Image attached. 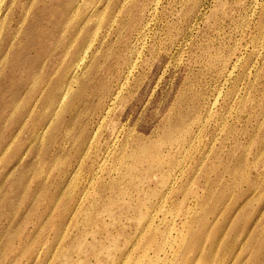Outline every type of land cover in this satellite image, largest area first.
Masks as SVG:
<instances>
[{
	"label": "rangeland",
	"instance_id": "1",
	"mask_svg": "<svg viewBox=\"0 0 264 264\" xmlns=\"http://www.w3.org/2000/svg\"><path fill=\"white\" fill-rule=\"evenodd\" d=\"M97 1L1 4L0 264H264V0Z\"/></svg>",
	"mask_w": 264,
	"mask_h": 264
},
{
	"label": "bare ground",
	"instance_id": "2",
	"mask_svg": "<svg viewBox=\"0 0 264 264\" xmlns=\"http://www.w3.org/2000/svg\"><path fill=\"white\" fill-rule=\"evenodd\" d=\"M3 1L4 0H0V7H1V4L3 3ZM75 1H77V0H75ZM94 0H82V3H76L75 5H73V6H75L74 8V12L75 11H77L78 9H80V7L83 5L84 7L86 6H88L89 4H90V2H93ZM99 1V0H98ZM97 1V2H98ZM100 2V1H99ZM31 3V2H30ZM75 3V2H74ZM29 6V5H28ZM72 6V7H73ZM29 8V7H28ZM59 8H60V6H59ZM25 16V15H24ZM70 17V16H69ZM23 19V18H22ZM59 19H61V18H59ZM75 19V16L72 14V16L70 17V18H68L67 20H66V23H65V25H67V24H69L70 22H72L73 20ZM4 20L2 19V20H0V31L2 30V28H3V26H4V22H3ZM21 21V20H20ZM23 21V20H22ZM67 28V27H66ZM18 29V28H17ZM17 29H16V31H17ZM19 31V30H18ZM11 33V32H10ZM13 34V33H12ZM16 34V33H15ZM9 36V35H8ZM7 36V37H8ZM13 37V36H12ZM14 39V38H13ZM11 40L12 39H10L9 40V44L7 45V48L5 49V53H6V55H7V52H9V48L11 47ZM5 44V43H4ZM5 46V45H4ZM1 48V47H0ZM1 51V50H0ZM3 55V54H2ZM1 55V56H2ZM1 59V58H0ZM81 59V58H80ZM83 59V58H82ZM81 59V60H82ZM78 61H79V59H78ZM2 62V61H1ZM80 62H82V61H80ZM77 63V65H78V67H79V63L78 62H76ZM80 64H82V63H80ZM76 65V66H77ZM75 67V66H74ZM77 68V67H76ZM72 69V68H71ZM75 69V68H74ZM73 69V70H74ZM63 70V69H62ZM76 72V71H75ZM67 73V72H66ZM229 75H230V73H229ZM230 77V76H229ZM67 82V81H66ZM50 83V82H49ZM62 89V88H61ZM64 90V89H63ZM65 91V90H64ZM67 95V92H64V94L62 93V96L59 98L60 100H59V104H58V107H61V105H62V103H63V100L65 99V96ZM68 99V98H67ZM215 101V100H214ZM15 102V101H14ZM66 103V105H67V102H65ZM215 105V104H214ZM54 114H57L56 112L54 113ZM53 114V115H54ZM43 126V125H42ZM38 128V127H37ZM41 127H39V129H40ZM47 128V127H46Z\"/></svg>",
	"mask_w": 264,
	"mask_h": 264
}]
</instances>
